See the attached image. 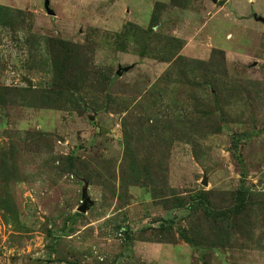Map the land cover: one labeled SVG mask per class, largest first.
<instances>
[{
    "label": "rangeland",
    "instance_id": "374dc122",
    "mask_svg": "<svg viewBox=\"0 0 264 264\" xmlns=\"http://www.w3.org/2000/svg\"><path fill=\"white\" fill-rule=\"evenodd\" d=\"M44 4L0 0V264H264V0Z\"/></svg>",
    "mask_w": 264,
    "mask_h": 264
},
{
    "label": "trees",
    "instance_id": "16d2710c",
    "mask_svg": "<svg viewBox=\"0 0 264 264\" xmlns=\"http://www.w3.org/2000/svg\"><path fill=\"white\" fill-rule=\"evenodd\" d=\"M172 2H173V4L177 5L175 1H172ZM159 5L160 4L156 5V9H158ZM10 11H11L10 9H7L6 7L0 6V25H6V24L10 23V21L13 19V17H10V19H7L9 16L8 12H10ZM175 42H179V40H176ZM242 207L243 206H241V203H240L238 210H240V208H242Z\"/></svg>",
    "mask_w": 264,
    "mask_h": 264
},
{
    "label": "water",
    "instance_id": "95a60500",
    "mask_svg": "<svg viewBox=\"0 0 264 264\" xmlns=\"http://www.w3.org/2000/svg\"><path fill=\"white\" fill-rule=\"evenodd\" d=\"M44 2H45L44 7H45L46 12L49 15H52L53 16L54 15V11H53V9L50 6V0H44ZM261 20L264 22V19H261ZM29 86H32V83L31 82H29ZM204 184H206V182H204ZM87 208H88V206H82L80 208V211H83L84 212Z\"/></svg>",
    "mask_w": 264,
    "mask_h": 264
}]
</instances>
